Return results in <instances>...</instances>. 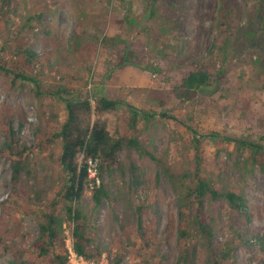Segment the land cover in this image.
Listing matches in <instances>:
<instances>
[{"label": "rangeland", "instance_id": "obj_1", "mask_svg": "<svg viewBox=\"0 0 264 264\" xmlns=\"http://www.w3.org/2000/svg\"><path fill=\"white\" fill-rule=\"evenodd\" d=\"M227 1L235 10L220 28L215 22L221 0H88L87 3L13 0L4 7L0 2V62L38 75L41 80L38 92L31 82L18 80L14 85L13 75L0 70V145L7 131L4 118L12 116L16 128L22 121V134L31 147L38 176L37 181L30 182L49 192L42 202L24 193V198L14 204L8 226H0L3 244L0 264H10L13 258V251L8 247L17 227L29 234L26 247L37 263L46 264L44 258L36 256L33 244L40 234L39 214L52 207L65 179L59 162L62 144L55 137L67 116L65 101L56 95L61 85L73 88L77 97L104 94L122 100L119 109L106 114L112 132L138 134L157 157L175 163L178 168L196 165V146L192 130L188 128V124L192 125L203 136L199 148L204 168L215 175L220 171L226 173L223 184L243 193L251 208L249 230L264 234V172L260 165H245L244 157L234 152L235 144L227 139L236 136L258 139L264 135V88L256 77V61L264 59V31L257 17L260 5L259 0ZM154 8L160 12L158 18L150 14ZM82 10L89 14L86 24L79 18ZM26 15L33 16L32 20L27 22ZM128 16L140 24H130ZM151 23L163 24L169 29L157 48L144 30ZM85 28L89 35L80 39L82 45H73L72 32H82ZM252 30L254 35L249 33ZM115 35L127 39L126 48L102 43L105 36ZM228 37L232 45H228L226 75L220 91L214 96L203 95L186 102L177 99L173 88L191 69L190 57L194 55L205 61L217 74L223 68L221 44ZM214 44L217 46L212 53ZM25 46L41 53L39 62L28 63L18 53ZM148 67L157 71L152 73ZM126 103L158 115L147 122L141 113L134 130L130 126L134 111ZM164 113L174 117H164ZM127 153L141 166L149 187L135 193L130 203L123 196L127 186L121 185L119 179L111 182L109 174L102 172L101 184L109 185L111 197L97 208L89 189L82 198L85 211L92 219V234L108 243V225L115 215L119 233L133 242L124 264H174L179 252L177 196L155 160L141 156L135 149L121 151L122 160ZM11 175V158L6 153L0 157V202L11 191ZM119 187L123 192H119ZM138 204L145 206L143 218L149 247L144 246L137 230L135 207ZM151 205L156 206L157 217ZM230 223L226 214L223 227L214 238L218 247L233 235ZM73 226L72 222L64 226L62 249L68 254L70 264H77L71 261L69 249L70 242L73 243ZM261 252L259 246L248 251L242 244L230 264H259ZM88 261L109 264L107 253Z\"/></svg>", "mask_w": 264, "mask_h": 264}, {"label": "trees", "instance_id": "obj_2", "mask_svg": "<svg viewBox=\"0 0 264 264\" xmlns=\"http://www.w3.org/2000/svg\"><path fill=\"white\" fill-rule=\"evenodd\" d=\"M13 0H0L2 7L9 5ZM158 1V0H157ZM87 3L88 0H83ZM260 7L257 8V17L264 31V0H259ZM228 5L227 0H221L217 13L215 26L220 28L225 18L231 16L234 10ZM233 11V12H232ZM154 18L160 16L157 9L151 13ZM0 10V19H1ZM33 16L26 15V21L32 20ZM41 16H38V18ZM79 18L86 24L89 14L82 10ZM130 24L139 25L140 22L134 17H127ZM155 48L159 46L161 37L166 34L167 29L163 24L151 23L144 27ZM254 35V31H250ZM89 35L86 28L82 32L73 31L71 43L80 47V39ZM105 46L127 47V39L119 35L112 37L105 36L102 39ZM228 45H232L228 37L223 40L221 49L224 53L223 68L217 74L211 71L210 66L205 61L190 57L191 69L175 84L173 88L174 96L181 101L195 100L197 97L206 95L214 96L221 89L222 78L226 75L224 64L228 55ZM211 52H215L217 45H212ZM161 51V50H160ZM18 53L26 57L28 63H36L41 59V53L31 46L21 47ZM181 55L183 53H180ZM256 77L261 80L264 88V59L256 61ZM152 73L156 68L148 67ZM0 70L13 75L12 83L31 82L37 87L39 92L41 80L38 75L30 74L26 70L16 69L0 62ZM263 79V80H262ZM75 90L61 85L56 91L58 97L65 101L67 116L62 122L60 129L55 133V137L61 140L62 148L59 162L65 172V179L61 190L57 193V198L52 202V207L43 210L39 219L40 234L33 244L34 252L39 258H44L46 264H70L68 254L63 251L64 230L67 222L73 223V249L87 260H97L104 253H107L109 264H124L125 258L129 254V246L133 244L127 235L120 234L115 226L116 217L110 220L108 225V237L110 241L104 243L100 238L92 234V219L85 211L82 198L86 189L92 193L95 207H99L105 199L111 197V191L107 183H102L94 188L90 187L88 173V158L99 160L100 174H109L110 181H120L121 185L127 186V191L123 192L119 187V192L132 202L135 193L142 188L149 187L141 166L136 162L130 153L126 159L120 157L124 149L137 150L141 156H149L158 164L160 170L169 178L170 184L177 196L179 206V252L174 264H198L204 261L205 264H230L235 257L240 245L244 244L248 251H254L259 246L261 260L259 264H264V234L252 233L249 230L248 222L251 221V208L248 205L245 195L241 192L223 184L226 173L220 171L217 175L207 172L203 164V156L200 153L201 137L199 131L192 125L188 128L192 130L193 142L195 144V167L184 166L178 168L175 163H171L164 158L157 157L152 152L147 143L136 133L126 135L118 130L112 132L110 122L106 116L109 111H116L123 103L122 100L104 94H94L85 98L75 96ZM134 112L131 127L135 130L141 113L147 122L154 119L158 114L142 112L130 103H126ZM164 117H174L170 114H162ZM264 119V116L263 118ZM4 123L7 131L4 132V142L0 145V157L9 154L11 158V191L1 203L0 226H8L9 218L12 215L15 203L28 197L36 202H42L43 197L49 192L47 189L38 187V184H31V180H38L34 159L31 156V147L25 141L22 129L23 122L16 128L12 116H6ZM136 132V131H135ZM229 141L235 144L234 152L244 159L245 165H260L264 172V135L258 139L248 136L228 137ZM248 156L245 157V154ZM84 154V159L79 157ZM62 203V206L60 205ZM145 206L138 204L135 207V218L137 230L143 239L145 247L150 246L147 235V227L143 218ZM154 215L157 217V208L151 205ZM230 219L232 236L227 237L222 247H218L214 238L223 227L226 214ZM124 229V226H123ZM246 235H249L246 238ZM29 234L21 228L15 229V235L11 245L8 247L13 251V258L10 264H38L35 256L26 247ZM255 239V242L253 241ZM0 239V251L2 248Z\"/></svg>", "mask_w": 264, "mask_h": 264}, {"label": "built area", "instance_id": "obj_3", "mask_svg": "<svg viewBox=\"0 0 264 264\" xmlns=\"http://www.w3.org/2000/svg\"><path fill=\"white\" fill-rule=\"evenodd\" d=\"M82 159H84V154H81ZM88 173H89V183L90 187L94 188L95 186H99L101 184V176L99 171V160L94 158H88ZM71 245H69L70 253L72 255L71 261L76 262L77 264H89V261L86 260L84 257L79 256L73 249V243L70 242Z\"/></svg>", "mask_w": 264, "mask_h": 264}]
</instances>
